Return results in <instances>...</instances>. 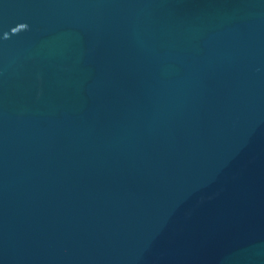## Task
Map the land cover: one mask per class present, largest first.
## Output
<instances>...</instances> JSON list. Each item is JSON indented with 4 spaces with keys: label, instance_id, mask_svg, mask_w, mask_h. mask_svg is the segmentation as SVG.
<instances>
[{
    "label": "water",
    "instance_id": "1",
    "mask_svg": "<svg viewBox=\"0 0 264 264\" xmlns=\"http://www.w3.org/2000/svg\"><path fill=\"white\" fill-rule=\"evenodd\" d=\"M0 264H264V0H0Z\"/></svg>",
    "mask_w": 264,
    "mask_h": 264
}]
</instances>
